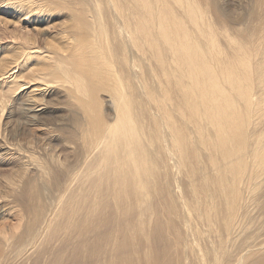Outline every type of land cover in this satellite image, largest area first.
Returning a JSON list of instances; mask_svg holds the SVG:
<instances>
[{"label": "bare ground", "instance_id": "1", "mask_svg": "<svg viewBox=\"0 0 264 264\" xmlns=\"http://www.w3.org/2000/svg\"><path fill=\"white\" fill-rule=\"evenodd\" d=\"M253 1H26L36 31L22 21L11 41L27 69L0 71L12 80L0 159L14 160L0 192L25 222L10 238L0 228V264H264V219L245 242L264 215V0ZM59 13L39 46L40 20ZM38 83L59 91L70 128L46 107L7 105ZM34 125L61 134L64 154L47 141L23 150Z\"/></svg>", "mask_w": 264, "mask_h": 264}, {"label": "rangeland", "instance_id": "2", "mask_svg": "<svg viewBox=\"0 0 264 264\" xmlns=\"http://www.w3.org/2000/svg\"><path fill=\"white\" fill-rule=\"evenodd\" d=\"M26 1L27 0H16L18 6H12L10 4H5V2L0 1V71L1 72H4V69H6L9 65L11 66V63H12V66H15V64H16V66L18 68H16L15 70L19 69L20 72L27 69L26 68L27 67V65H26L27 59L25 57V63H23L22 56L20 55L21 51L18 50V49L22 50V48L18 47V45L12 44L13 42L11 41V40H13V38H12L13 33L12 32H14V36H18L17 31H19L18 30L19 27H21L22 25L25 24L22 21H25V22L30 21V23L34 21V20H32V18L30 17L29 14L24 13L26 10H28V6H27ZM228 1L231 4H233V3L238 4L236 8H238V6H239L238 10L241 12H246V10L249 11V10L255 8V3L253 0H251L252 2L249 0H247V1L246 0H228ZM251 6H253V8ZM52 12H55V11H52ZM13 14H15V15L13 16ZM42 15H45V12H43ZM53 16H56V15H53ZM64 19H65L64 13H59L57 17L50 18L47 25H43L44 22H42L40 20V22H39L40 23L39 24L40 30L38 32L39 34H37L38 36L36 35V40H37L36 43L39 46L43 47L44 46L43 44L46 41H48V39H51L52 35L56 36L58 34L57 33L58 28H56V27L58 25L60 26L61 24H63L62 21ZM51 24L54 27L51 26ZM31 25L29 26V28L32 30L33 24L31 23ZM49 25H50V27H49ZM33 30L36 31L35 29H33ZM49 31H51V32H49ZM53 39L54 38H52L51 42L54 41ZM10 41H11V43H10ZM13 41H15V39ZM40 41H42V42H40ZM9 52H11V54H12L10 57L8 54ZM12 52H14L15 54H13ZM14 55H16L15 59H13ZM4 56L7 59H5ZM8 57L11 59V62H9L10 59ZM8 59H9V61H8ZM3 61L4 62L6 61L8 63H6V62L4 63ZM4 64H8V65L6 66ZM2 66L5 68H3ZM28 67L30 68V67H34V66L30 65ZM9 73L10 72H8V74ZM2 75L0 74V92H2V91L4 92L11 85V84H6L7 82H12L11 79H8L7 82H5L7 74L5 76L4 75L2 76ZM151 88L154 90V88H156V87L154 85H151ZM8 91H10V90H8ZM47 92L48 91H45V86L40 84V83H38V86H33V85L31 86V84H26L21 89H16L12 93H6V94H11L10 100H9V102H7V105L8 106L11 105V101L14 102L13 105H15V103H18L19 101H22L23 105H28V104L32 105V106L38 105L37 108L46 107L45 108V115H44L45 118L54 122V124H56V126H63V127L66 126L67 127V128L65 127L66 129L70 128L68 125H66L68 123L66 110L63 107V104L59 105L60 98H61L60 95H57V92H59V91L54 89V92H52L53 94L52 93L47 94ZM100 95L103 97V99H105L104 93H101ZM54 99H56V101H55L56 104L54 106H51L52 103L54 102L53 101ZM65 103H66V101H65ZM13 105H11V106H13ZM31 129L32 130L26 128V129L22 130L23 133L20 137V140L22 141L21 147L23 148V150H28L31 147L32 143L36 141V142L41 143L40 147L38 148V151H39L40 149L43 148V144H42L43 141H45L44 143H46V141H47L53 148L56 149V151H60L61 154L62 153L64 154L65 149H64V146H63L62 141H61V134H59L57 131H48L45 129L41 130V128H39L38 125H34L33 127H31ZM31 140H33V142ZM13 164H14V160H11L8 156H4L3 158L0 159V182H2V183L4 182V177H2V175L9 174L11 172V170H13L12 169L13 167H10ZM0 194L2 197V200L0 199V201H1L0 205H2L1 209H3V213L0 214V223H1L0 228H2V230L4 228L3 231L6 232V235H8L7 232H9L8 236L10 238V237H12L11 236L12 232H10V230H12L13 228L16 227L15 231H14V236H17L19 234V231H21L20 226L22 225L23 222H25V217H22V215H23V213L21 211L22 209L21 210L17 209V207L18 208H21V207L18 205H13L14 201L12 202L10 200L11 199L10 196L6 197L7 193L5 191L2 190L0 192ZM15 207H16V210L14 209ZM17 210H20L21 212L17 211ZM13 211H14V213H13ZM15 212H16V214H15ZM19 213H20L22 218L19 217V215H18ZM256 214L253 215V218H252L251 222L249 223L250 226L247 224L248 228H246V230H245L247 233V237L245 238V242H249L251 239H253V238H251L252 233H254V232L257 233V230H254V228H255V225H259L258 222L260 220L258 221V219H255V218H259L262 220L264 219L263 218L264 215H262V217H261L260 213H256ZM19 218L23 221V222L21 221L22 222V223H20L21 225H19V222H18V221H20ZM252 224H253V226H252ZM16 225H19V226H16ZM249 227L251 228L250 231H249ZM252 227H253L254 231L252 230ZM243 235H244V233L242 234V236ZM4 236H5V234L3 235V237ZM8 236H5V237L7 238ZM2 238L0 237V239H2ZM10 256L8 257L6 262L3 264H13V260L15 261L16 255L10 254Z\"/></svg>", "mask_w": 264, "mask_h": 264}]
</instances>
